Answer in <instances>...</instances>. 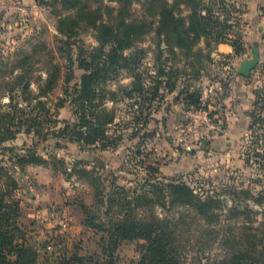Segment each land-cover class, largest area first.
Segmentation results:
<instances>
[{
    "label": "rangeland",
    "instance_id": "rangeland-1",
    "mask_svg": "<svg viewBox=\"0 0 264 264\" xmlns=\"http://www.w3.org/2000/svg\"><path fill=\"white\" fill-rule=\"evenodd\" d=\"M175 1L180 3L176 11L188 15L187 3L194 0ZM206 1L220 18L231 15L227 22H236L231 29L242 36L243 29L251 31L243 37L239 54L212 53L213 39H201L192 50L161 52L173 39L168 41L163 35L151 4L144 0H35L26 4L27 13L19 10L0 26V135L31 123L18 121L38 113L39 108L33 107L36 95L50 109L41 125L45 133L60 124L57 117L73 119L69 93L84 71L79 67V47L100 46V24L113 27L105 34L117 31L122 36L127 35L133 18L152 19L151 31L132 35L123 49L128 57L124 65L97 80L100 99L106 101L103 109L118 114L121 144L117 149L90 147L83 159L88 167L100 169L108 190H113L111 182L116 181L113 218L120 219L132 209L143 222L168 226L172 237L184 245L180 250L183 264L230 261L239 253H245L243 264H264V0ZM59 24L73 27L75 34L59 31ZM255 44L260 47V63L251 75L239 74L241 61L252 56ZM164 63L175 67L179 87L154 100L152 119L139 129L136 110L149 111L138 97L139 85L147 83L142 92L150 96L147 86L157 78L165 79L159 74ZM186 86L201 90L200 107H189L185 95L177 96ZM62 99L65 106H59ZM52 113H58L57 117ZM114 126H109L111 132ZM133 131L137 134L132 135ZM44 132L38 135L24 129L7 143L22 147L24 141L31 144L39 139L45 157H49L47 150L67 162L82 157L77 147H55V138L44 137ZM0 157L7 159L4 153ZM150 164L159 170H150ZM28 166L22 174L25 188L16 191L22 199L25 229H34V237L44 241L52 233L59 251H99L100 233L81 225L85 216L80 205L86 201L109 221L107 204L94 196L103 187L99 181L82 173L68 177L66 164L56 162L43 165L40 182L34 176L36 170L28 171ZM171 179L187 183L197 194L194 201H172L170 195L162 197L154 191L153 181ZM38 209L66 211L71 228L58 232ZM47 252L43 248L40 263ZM118 253L124 263L140 256L134 241L124 242Z\"/></svg>",
    "mask_w": 264,
    "mask_h": 264
},
{
    "label": "trees",
    "instance_id": "trees-1",
    "mask_svg": "<svg viewBox=\"0 0 264 264\" xmlns=\"http://www.w3.org/2000/svg\"><path fill=\"white\" fill-rule=\"evenodd\" d=\"M37 2L42 3V0H37ZM146 2L151 4L152 15L158 17L157 21L164 32L163 35L168 41L170 38L173 39L172 43L168 42L166 48H162L161 52L163 53L166 50L168 52H176L178 49L192 50L202 38L209 41L213 39V43L232 42L235 52L228 55L239 54L243 50V36L240 32L231 29L236 27L234 25L236 22H227L231 15L226 19L220 18L219 13L213 10V5H209L206 0H194L192 4L187 3L190 6L188 15L176 11V6H179L180 3L175 0H144V3ZM226 4L227 2H225ZM152 23V19L149 20L145 17L133 18L128 23L127 35L122 36L117 31L107 35L104 31H113V27L106 24L98 25L97 28L101 34L100 46L91 50L79 47L81 49L78 57L79 67L83 68L84 71L80 77V83L74 85L72 92L69 93L70 96L72 95L70 104L73 108L74 118H58V113H52L51 115L57 117L56 121L60 124L48 129L45 133L41 125L44 124L50 109L42 101L41 95H36L33 99L36 101L33 107L39 108L38 113L28 115L18 121V124L22 122L31 123H27L26 128L17 125L16 129L12 127L7 129L8 133L2 132L0 135V154L7 155V159L0 157V264H52V262L56 264H183L180 250L184 245L180 243L178 237H172L171 232L167 230L168 226L159 225L157 222H143L133 215L132 209L129 214L125 213L123 217L121 216L122 219L113 218L115 212L112 211L111 207L117 194L115 187L117 183L112 180L111 187L113 190H108L104 184L103 173L96 166L88 168L85 160L67 162L65 158L59 157L53 150H47L46 153L49 157H45L44 150L39 149V139L31 144L24 141L22 147L7 143L25 129L28 132L34 131L38 135L44 132V137L50 134L56 140L55 147L63 148L68 143L75 142L80 145L81 149L90 147L101 150L117 149L123 139V133L118 128L119 122L116 121L118 114L114 112L108 114L103 109L106 101L100 99L102 95L98 90L97 80L101 75L117 71L120 66L124 65L128 57L122 51L130 43L131 36L148 33L151 31ZM59 31L68 32L69 36H72L76 30L73 27L67 29L59 24ZM232 31L238 36H228ZM85 53L88 55H84ZM174 68L168 63L163 64L159 74L165 76V79L163 77L157 78L155 81L153 80L152 86H147V89L150 90V96H146V92H142L147 83L139 85L141 90L138 97L142 98L143 105L146 104V108L149 109L146 114L143 110H136L135 119L141 123L138 124L139 129L152 119L151 111L154 100L162 99L167 92L178 89L179 85ZM71 77L72 75L69 76V78ZM24 86L28 87V83L26 82ZM66 92H68V88ZM180 95H185L184 99L189 107H200L202 103V92L199 88L182 87L177 93V96ZM12 100L13 98H11L10 103ZM101 100L103 103L100 102ZM64 102L65 100L62 99L59 106H65ZM41 106L44 107V110L41 109ZM14 107L16 108L17 105ZM112 125L115 126L111 132L109 126ZM136 134L137 132L133 131L132 135ZM62 142H65L64 145ZM56 162L66 164L64 170L68 173V177L82 173L84 176H89L91 181H99L103 187L97 188L94 196L107 204L105 211L109 221H105V217L101 218L100 213L94 211L91 205L82 202L80 205L85 215L83 223L88 228L100 233L98 239L100 250L87 253H81L78 250L69 253L65 250L48 251L47 254L53 256V259H46L40 263L41 250L45 249L46 243H41L29 233L28 228L25 229L22 225V199L17 197L16 191L18 188H25L22 174L26 165L31 163L49 165L51 163L56 164ZM148 166L150 170H159L158 167L151 164ZM152 184L157 194H161L162 197L170 195L172 201L192 202L197 196L195 191L185 182L171 179L169 181H153ZM131 241L137 242L140 256L124 263L118 250L124 242ZM232 257L230 261L213 262V264H243L242 258L245 257V253H239Z\"/></svg>",
    "mask_w": 264,
    "mask_h": 264
},
{
    "label": "built area",
    "instance_id": "built-area-1",
    "mask_svg": "<svg viewBox=\"0 0 264 264\" xmlns=\"http://www.w3.org/2000/svg\"><path fill=\"white\" fill-rule=\"evenodd\" d=\"M21 10V14L27 13L28 8L23 0H0V26L5 22L9 15L14 14ZM44 221H46L49 226L58 230V232H63L68 230L72 226V219L68 213L64 210L58 209H48L46 213H40ZM45 249L47 251L53 252L56 250L54 242V235L50 233L47 237Z\"/></svg>",
    "mask_w": 264,
    "mask_h": 264
},
{
    "label": "crops",
    "instance_id": "crops-1",
    "mask_svg": "<svg viewBox=\"0 0 264 264\" xmlns=\"http://www.w3.org/2000/svg\"><path fill=\"white\" fill-rule=\"evenodd\" d=\"M32 2H34L35 3V0H23V3L24 4H30V3H32ZM26 7L28 8V5H26ZM10 16V15H9ZM11 17H9V19H10ZM243 32H245V35H243V37L245 38L246 37V34L248 35L247 37H249V35L251 34V31H248V30H244L243 29ZM228 36H230V37H235V34H234V32L232 31V32H230L229 34H228ZM202 39H204V38H202ZM201 43V42H200ZM210 49V48H209ZM211 52L212 53H214V54H231V53H234L235 52V48H234V45H233V43L232 42H230V41H220V42H218V43H213V49H211ZM236 111H237V109H236ZM232 113H235V111L234 112H232ZM66 118H69V117H66ZM73 143H75V142H70V143H68L67 144V146H70L71 148H78V150H77V152L78 153H80V154H82V157H77L75 160H85V159H83V154L86 152V150L87 149H81V147H80V145L78 144V143H75V145L73 144ZM77 144V145H76ZM66 146V147H67ZM65 147V148H66ZM87 162V161H86ZM88 163V162H87ZM29 166H28V171H31V170H36L35 171V174H34V176L37 178V180L38 181H42V176H41V168L43 167V164H34V163H31V164H28ZM87 165V167H88V164H86ZM94 167V166H93ZM88 168H92V167H88ZM38 170H40V175L38 174ZM23 180H24V177H23ZM33 195V194H32ZM82 202H84V203H86V204H89V203H87L86 201H82ZM79 205V204H78ZM90 205V204H89ZM47 210L48 209H41V210H39L38 209V211H37V213H46L47 212ZM84 213V212H83ZM82 213V214H83ZM85 216V215H84ZM84 218V217H83ZM82 218V222H81V225H85L84 223H83V219ZM34 229H29V233L31 234V235H33L34 234ZM35 235V234H34ZM39 240H42V241H40L41 243H44L45 241V239L43 240V239H39ZM132 242V241H131ZM134 242H136V241H134ZM43 250V249H42ZM41 250V251H42ZM120 255V254H119ZM41 256H43V254L41 253L40 254V258H41ZM53 256H51L50 254L48 255L47 253L46 254H44V258L45 259H49L50 260V258H52ZM45 259H44V261H45ZM54 264H56V263H54Z\"/></svg>",
    "mask_w": 264,
    "mask_h": 264
},
{
    "label": "water",
    "instance_id": "water-1",
    "mask_svg": "<svg viewBox=\"0 0 264 264\" xmlns=\"http://www.w3.org/2000/svg\"><path fill=\"white\" fill-rule=\"evenodd\" d=\"M261 61V53L259 44H255L253 47V54L241 61L238 67V73L244 76H249L253 70L258 66Z\"/></svg>",
    "mask_w": 264,
    "mask_h": 264
}]
</instances>
